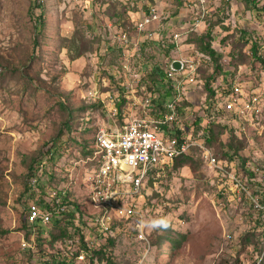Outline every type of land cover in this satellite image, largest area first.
<instances>
[{
  "label": "rangeland",
  "instance_id": "374dc122",
  "mask_svg": "<svg viewBox=\"0 0 264 264\" xmlns=\"http://www.w3.org/2000/svg\"><path fill=\"white\" fill-rule=\"evenodd\" d=\"M145 1L160 7L162 16L151 27L157 33L147 44L146 73L153 65L146 60L166 68L171 57L194 53L184 41L169 50L174 29L185 38L210 30L220 70L215 61L204 62V82L220 91L231 83L264 92V0H250L249 6L208 0L204 18L200 0ZM142 2L0 0V264H45L53 254L82 264L73 256L82 235L94 247L89 264H264V221L257 223L249 205L231 197L222 170L215 173L197 156L193 167L161 168L141 194L125 199L138 214L110 212L108 233L97 224L102 211L90 199L98 168L95 136L101 128L124 126L129 110L116 69L122 54L111 44L109 26L127 8L138 18L148 9ZM205 91L199 84L189 91L197 115L203 114ZM116 102L120 116H114ZM55 189L67 190L64 218L76 234L57 246L50 240L52 224L45 226V237L37 229L29 239L23 229L30 204H45Z\"/></svg>",
  "mask_w": 264,
  "mask_h": 264
},
{
  "label": "built area",
  "instance_id": "2783aa9c",
  "mask_svg": "<svg viewBox=\"0 0 264 264\" xmlns=\"http://www.w3.org/2000/svg\"><path fill=\"white\" fill-rule=\"evenodd\" d=\"M207 2L208 0H200L203 18ZM161 19L159 7L150 3L148 9L143 11L139 18L136 17L133 28L110 26L113 29L111 44L123 50L121 66L117 71L124 78L121 88L127 94L123 97L128 99L126 101L129 110L125 111L126 123L123 128H101L95 136L93 148L98 168L93 177L90 199L102 211L97 217L98 226L104 232H110L112 211L120 217L138 214L136 206L125 205V199L141 194L145 181L151 179L153 173L166 166H172L176 158L195 149L200 150L215 173L222 170L226 180L224 186L229 188L231 197L249 205L255 214V220H264V168L260 164L264 160L263 90L245 91L241 85L240 87L232 84L228 93L216 89V97L210 98L208 102L204 101L203 114L197 115L191 108L192 104L187 105V102H191V86L199 84L202 87L204 82L200 79L202 57L193 53L194 55L179 57L183 60L181 70L171 68V63L176 58L169 59L166 81L172 89V95L162 106L156 104L158 94L151 91L145 83L146 72L134 68L133 63L143 36H147L148 40L154 39L156 32L151 27ZM183 35L185 34L182 31L174 33L175 49L179 48L181 41L185 42ZM161 83L165 85L166 82ZM117 97L120 98L118 94ZM114 106V116L119 115L118 103ZM142 109L146 112L140 114ZM200 119L203 121L199 124L198 134H195V123ZM213 123L227 127L238 137L247 140L250 147L248 157L251 158L245 167L241 166L236 156L231 162L221 161L208 148L204 131ZM231 154L234 156V153ZM37 181V178L34 179L35 184ZM66 195L67 190L55 189L51 192V199L45 204L32 202L28 216V221L33 226L30 230L35 233V225L49 226L54 220L63 219L68 211L64 200ZM226 238L232 239V235L229 234ZM75 240L74 246L79 244L77 237ZM71 246L73 245H69ZM93 248L91 246L89 249ZM87 251L81 249L77 257L81 259L82 264L90 263Z\"/></svg>",
  "mask_w": 264,
  "mask_h": 264
},
{
  "label": "trees",
  "instance_id": "16d2710c",
  "mask_svg": "<svg viewBox=\"0 0 264 264\" xmlns=\"http://www.w3.org/2000/svg\"><path fill=\"white\" fill-rule=\"evenodd\" d=\"M245 2L246 5H250L252 4L250 0H243ZM127 6V5H126ZM133 13L135 14L136 12H133L131 8H127L126 11H122L121 14H118L117 16H115L112 20L113 23L117 26L123 27V28H133L135 25V20L136 17H134ZM193 33H197V29L193 30ZM206 33V34H205ZM205 33L202 34H189L186 39L185 42H187L188 44H191L193 46V52L194 53H200L203 56L202 57V66L200 67V79L205 80L203 77V74H205V70L203 69V63L207 62L208 60L210 61H215V64H217V69L220 70V65H219V58H218V53L215 50V48L213 47V40H212V33L211 31H207ZM200 35V36H199ZM171 43L168 46L170 49L172 50L175 48L174 46V42L173 40H170ZM148 42H150L149 40L147 42H145L144 45H142L140 47V49L136 52L135 56H134V62H135V67H141L140 69L145 71V67H144V60L145 58H147L148 55L151 56V52H148L149 49H151L147 44H149ZM112 47L114 46H110L109 51L111 52H115L117 53V51L115 49H113ZM117 47V46H115ZM257 45H254V52L257 53ZM119 56H121V54L123 55V50L122 48H119ZM109 54V53H108ZM108 56V55H107ZM173 57H171L170 59H172ZM122 59V57H121ZM148 63L153 64L152 65V70L147 71L146 75H145V83L148 84L149 89L151 91H158L159 90V83L162 81H166L167 76H166V68L169 64H167L166 68L162 67V62L158 63H154L152 60H146ZM264 62V61H262ZM121 63V62H120ZM120 68V67H119ZM117 69V68H116ZM119 73V72H118ZM203 73V74H202ZM211 78V76H210ZM231 84V83H230ZM229 84V87L231 88V85ZM222 86V85H221ZM202 87L205 88V96H204V101L208 102V100L210 98H215L217 95L216 92V88L211 86V83L209 82H203ZM201 87V88H202ZM119 88H121V86H119ZM228 88V87H227ZM226 87H224L222 89V91L224 93H228ZM214 89V90H213ZM220 90V89H219ZM127 103V101L125 102V104ZM125 104L120 103V110L123 112ZM198 123H195V134H198L199 129H198ZM206 132V137H205V143L208 147L210 148H214V150H216L217 154L220 155V157H222L223 160H228L229 162H231L232 160H234L235 156L238 158V160L240 161V164L242 167H245L246 162L251 158L248 157V155H250L249 153V144L247 142L246 139L238 137L235 132L229 130L227 127H224L220 124L217 123H213L211 124L207 129H205ZM198 150H192L189 152V154L183 155L181 157H178L175 159L174 161V168H181L184 166H188L190 165L191 167L195 166L197 163L195 162V156L201 158V161H204V157L203 154H198L196 153ZM234 153V156L231 154ZM92 153L94 154V148L92 150ZM261 166L264 168V160H262L260 162ZM81 206L77 205V209L81 210L80 208ZM82 211V210H81ZM75 215V214H73ZM257 223L263 222V219H256L255 220ZM69 219L68 218H63V219H56L54 220L51 224L53 225L52 230L50 231V236H51V244L52 245H56L61 241V242H66L68 239H72L75 237V232L70 228L69 225ZM46 225H42V224H37L35 225V227L41 232V236L45 237L46 233L48 232V228H45ZM50 226V225H49ZM30 227V228H29ZM33 226H31V224L27 220L24 221L23 224V229H26V235L27 237L29 236V239H31V234H32V230H30ZM48 229V230H47ZM78 228H75V231H77ZM80 233V232H79ZM251 233V232H248ZM251 234H256L254 232H252ZM250 235V234H249ZM250 236H254L255 235H250ZM28 239V240H29ZM64 240V241H63ZM79 251H75L74 253V257L76 259L77 256H79V254L81 253L80 248L81 249H85L88 250L87 254L89 256H87L88 259H90V254H92V250H90L88 248V244L86 242V237L85 235H82L81 241L79 242ZM39 246V245H38ZM55 246V247H56ZM178 246V245H175ZM157 249H159L158 247H156ZM42 252L45 253L46 258L48 257V253L46 252V250L44 248L41 249ZM61 251V250H60ZM63 254V253H62ZM94 254L98 257V259L100 260V258L103 259L104 253L102 251L99 252H94ZM49 259L52 260H47L45 262V264H74L73 260L68 256L65 258L60 257L57 254H53L51 255V257Z\"/></svg>",
  "mask_w": 264,
  "mask_h": 264
},
{
  "label": "crops",
  "instance_id": "0c3cea01",
  "mask_svg": "<svg viewBox=\"0 0 264 264\" xmlns=\"http://www.w3.org/2000/svg\"><path fill=\"white\" fill-rule=\"evenodd\" d=\"M141 1H143L142 3H143V7H146V6H148V5H150V4H146L145 2V0H141ZM157 1V0H156ZM151 4H153V3H151ZM158 7V6H157ZM159 9H161L160 7H159ZM137 13H140V12H137ZM141 16V15H140ZM139 16V17H140ZM138 17V18H139ZM182 23V22H181ZM180 25H182V24H178V26L180 27ZM185 26H186V24H185ZM110 27V26H109ZM157 28V27H156ZM181 28H185L184 26L183 27H181ZM152 29V28H151ZM159 30H160V32L162 31V28H159ZM176 31H179V30H176V29H174V33L176 32ZM155 32H156V30H155ZM157 33V32H156ZM148 41V37L147 36H143V38H142V42H141V45L140 46H142V45H144L145 44V42H147ZM186 54H183V56H185ZM179 57H181V55L179 54L178 56H173V58H178L179 59ZM175 60V59H174ZM167 69V68H166ZM166 83L168 84V85H166ZM165 83V85H162L163 83H159L160 85H159V90L157 91V94H158V100H156V104H158L159 106H162L163 104H164V102L165 101H167V100H169L170 98H171V95H172V89H171V87L169 86V83L168 82H166ZM190 104H192L191 102H187V105H189L190 106ZM140 112V114H142V113H144V112H146V110H140L139 111ZM201 121H203V119H200V121H198V122H196V123H198V124H200V123H202ZM199 126V125H198ZM113 127V129H119V128H123L124 126H122V127H119V126H112ZM199 130H200V128H198ZM172 166H174V164L172 165Z\"/></svg>",
  "mask_w": 264,
  "mask_h": 264
},
{
  "label": "water",
  "instance_id": "95a60500",
  "mask_svg": "<svg viewBox=\"0 0 264 264\" xmlns=\"http://www.w3.org/2000/svg\"><path fill=\"white\" fill-rule=\"evenodd\" d=\"M183 67V60L182 59H175L171 63V68L174 70H181Z\"/></svg>",
  "mask_w": 264,
  "mask_h": 264
}]
</instances>
